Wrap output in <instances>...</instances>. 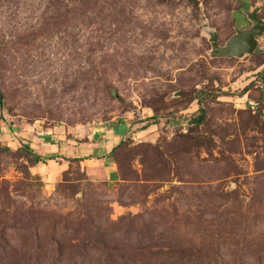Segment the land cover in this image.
<instances>
[{
  "label": "rangeland",
  "instance_id": "374dc122",
  "mask_svg": "<svg viewBox=\"0 0 264 264\" xmlns=\"http://www.w3.org/2000/svg\"><path fill=\"white\" fill-rule=\"evenodd\" d=\"M251 10L0 0V264H264V29L209 55ZM103 127L105 163L23 149Z\"/></svg>",
  "mask_w": 264,
  "mask_h": 264
},
{
  "label": "crops",
  "instance_id": "0c3cea01",
  "mask_svg": "<svg viewBox=\"0 0 264 264\" xmlns=\"http://www.w3.org/2000/svg\"><path fill=\"white\" fill-rule=\"evenodd\" d=\"M111 128V127H110ZM110 128L103 127L98 129H92L91 133L86 136L87 141L72 143L71 139L61 138L59 135L55 142L41 145L43 156H69L72 158H81L82 160L99 157L105 163L108 157V151L114 146L120 135L114 133ZM52 133H49V135ZM61 144L64 147H58V151H53L57 148V144ZM49 148L53 150L50 151ZM51 157V156H50Z\"/></svg>",
  "mask_w": 264,
  "mask_h": 264
},
{
  "label": "water",
  "instance_id": "95a60500",
  "mask_svg": "<svg viewBox=\"0 0 264 264\" xmlns=\"http://www.w3.org/2000/svg\"><path fill=\"white\" fill-rule=\"evenodd\" d=\"M246 18L250 21L248 27L234 30L224 42L217 45L215 36L210 37L211 57H241L250 54L256 46V36L264 29V21L257 17L254 10L246 12Z\"/></svg>",
  "mask_w": 264,
  "mask_h": 264
},
{
  "label": "trees",
  "instance_id": "16d2710c",
  "mask_svg": "<svg viewBox=\"0 0 264 264\" xmlns=\"http://www.w3.org/2000/svg\"><path fill=\"white\" fill-rule=\"evenodd\" d=\"M198 112H199V114L197 115V117L195 118V120H194V122L195 123H199L200 122V120H201V118H202V108H198ZM116 146V145H115ZM115 147H112V150L114 149ZM23 149H24V151H26V152H28L30 155H31V158H32V161L33 162H37V161H41V160H43V159H45L46 157H44V156H42L41 154H38V153H35V152H33L30 148H28V147H23ZM73 159H75V160H81V158H73ZM174 251V253L176 254V255H179V256H182L183 258L186 256L184 253H183V251L182 250H177V251H175V250H173ZM170 254H173V252L172 251H170ZM196 255L194 256V258H195V262L196 261H199V262H201V263H204V262H207V258L209 257V255H207V254H205V253H200V252H197V253H195ZM255 260H256V262H259V260H262L261 259V257L260 256H257V257H255Z\"/></svg>",
  "mask_w": 264,
  "mask_h": 264
}]
</instances>
